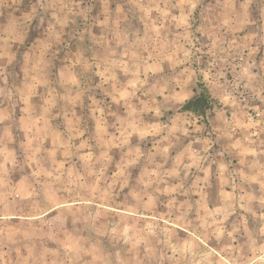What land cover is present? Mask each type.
Returning <instances> with one entry per match:
<instances>
[{
  "label": "clouds",
  "instance_id": "clouds-1",
  "mask_svg": "<svg viewBox=\"0 0 264 264\" xmlns=\"http://www.w3.org/2000/svg\"><path fill=\"white\" fill-rule=\"evenodd\" d=\"M0 264H264V0H0Z\"/></svg>",
  "mask_w": 264,
  "mask_h": 264
}]
</instances>
